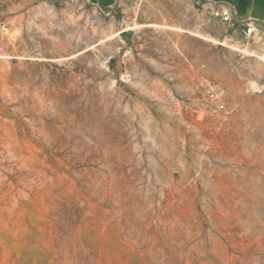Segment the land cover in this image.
Segmentation results:
<instances>
[{
  "label": "rangeland",
  "instance_id": "374dc122",
  "mask_svg": "<svg viewBox=\"0 0 264 264\" xmlns=\"http://www.w3.org/2000/svg\"><path fill=\"white\" fill-rule=\"evenodd\" d=\"M263 60L204 0H0V264H264Z\"/></svg>",
  "mask_w": 264,
  "mask_h": 264
},
{
  "label": "built area",
  "instance_id": "2783aa9c",
  "mask_svg": "<svg viewBox=\"0 0 264 264\" xmlns=\"http://www.w3.org/2000/svg\"><path fill=\"white\" fill-rule=\"evenodd\" d=\"M204 1L210 9L211 16L224 24L226 29L245 39L253 36L254 27L250 17L239 15L229 3L217 4L212 0ZM191 80L202 93L205 107L210 113H218L226 109L224 88L218 81L198 72L191 75Z\"/></svg>",
  "mask_w": 264,
  "mask_h": 264
},
{
  "label": "crops",
  "instance_id": "0c3cea01",
  "mask_svg": "<svg viewBox=\"0 0 264 264\" xmlns=\"http://www.w3.org/2000/svg\"><path fill=\"white\" fill-rule=\"evenodd\" d=\"M101 8L114 9L125 5L127 0H87ZM217 4L229 3L241 16L251 18L254 27L253 36L257 45H264V0H212ZM208 7V5H207ZM210 12V9L208 7ZM234 33V32H233ZM236 34V33H235ZM237 35V34H236Z\"/></svg>",
  "mask_w": 264,
  "mask_h": 264
},
{
  "label": "bare ground",
  "instance_id": "6f19581e",
  "mask_svg": "<svg viewBox=\"0 0 264 264\" xmlns=\"http://www.w3.org/2000/svg\"><path fill=\"white\" fill-rule=\"evenodd\" d=\"M215 41H217V42H219L218 40H215ZM224 41V40H223ZM221 43H223V42H221ZM234 44V43H233ZM248 44L246 43L245 44V46H243L242 48H239V47H236L235 45V47L238 49V50H241L242 52H245V53H249L251 50L248 48V46H247ZM231 47H233V45L231 46ZM254 53V52H253ZM255 54H257V53H255ZM263 54V53H262ZM258 55V54H257ZM261 55V54H260ZM264 61V60H263Z\"/></svg>",
  "mask_w": 264,
  "mask_h": 264
}]
</instances>
